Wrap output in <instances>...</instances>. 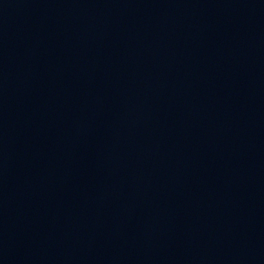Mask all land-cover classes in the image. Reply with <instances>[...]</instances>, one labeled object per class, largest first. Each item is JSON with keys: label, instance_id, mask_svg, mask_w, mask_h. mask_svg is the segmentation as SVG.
I'll list each match as a JSON object with an SVG mask.
<instances>
[{"label": "water", "instance_id": "water-1", "mask_svg": "<svg viewBox=\"0 0 264 264\" xmlns=\"http://www.w3.org/2000/svg\"><path fill=\"white\" fill-rule=\"evenodd\" d=\"M0 264H264V0H0Z\"/></svg>", "mask_w": 264, "mask_h": 264}]
</instances>
